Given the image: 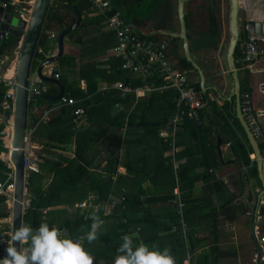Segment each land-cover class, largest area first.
I'll return each instance as SVG.
<instances>
[{
  "label": "crops",
  "instance_id": "0c3cea01",
  "mask_svg": "<svg viewBox=\"0 0 264 264\" xmlns=\"http://www.w3.org/2000/svg\"><path fill=\"white\" fill-rule=\"evenodd\" d=\"M32 1L33 0H17L16 8L18 12L20 13L23 7L29 6ZM200 1L202 0H186L185 19L187 26V36L191 49L190 56L198 64V67L201 70L204 81L203 85H201V75L198 73L197 69L186 60L184 56L182 40L177 36L172 35V32L177 33L179 31V24L176 6L171 0L168 1L169 3L167 4V7H165L156 17L153 18V21L151 18V13H149L148 16H145L147 27H143L139 21L132 22L128 20V17H126L122 12L123 8H117L118 10H116L114 9V6H112L110 10L106 9L104 13L97 12L93 8L92 12L96 14L99 19V24H101L100 31L107 33V35L113 39V48L110 52L100 48V45L97 42V36L99 35L98 27L95 26L96 24L94 23L93 19L90 18L91 23H89L90 21L86 22L83 27L81 26L82 28L80 27L81 29L78 28L72 35H67L64 38V51L62 55H66L71 59L67 60L65 67L62 69L56 68L58 66L57 61L53 70L56 69V73L58 72L60 76L59 80L61 81L62 85H64L63 82H65L72 83L74 88H83V92L88 94L87 100L85 101L86 106H94L98 108L99 112L101 111L104 116L108 118H114L120 114L119 112L128 110L131 112L135 107L134 104L136 100L141 97H147L148 95L145 93V95L138 97L134 96L133 103L127 105L126 102H124L125 97L126 95L132 93L126 92L121 94L117 88V85L125 83L129 87L134 88L137 86V83L140 80L146 79L149 83H153V85H159L162 80L157 74L152 73L151 75L147 76L148 73H143L141 70L133 71V69L130 67H124V65L128 63L129 57L127 55L122 56L121 54L115 52V47L119 43L117 29L111 26L108 20V17L118 15L120 18H122L123 26L126 29L133 30L134 33H143L140 35V38L147 46L167 54V56L172 60L175 69L183 70L187 74H190L192 79L198 80L200 87V90L198 91L201 96L206 97L212 101L215 106L217 105L220 107L225 103V101L230 102L232 99L234 100L232 96L233 81L226 65L228 41L231 38L229 22L227 21V14L229 13V10L228 8L223 9V21L220 25H218V29L220 28L218 31L216 24L212 23V21L210 22L209 19L206 18V16L212 12L211 9L207 4L203 5L202 7L198 5L197 2ZM244 1L247 2L241 5V20L243 17H245L246 13L251 15H261L264 13V6L261 5L259 0ZM102 15L105 17H102ZM56 29L57 27L46 31V40H50L51 45V49L46 53V55L55 53L54 44L56 40L52 37V33H56ZM163 29L171 32V34L163 33ZM216 30L218 32V36ZM155 33L160 34L158 39L156 38L157 36H155ZM165 40L167 43L166 47L161 46V43ZM257 47L259 49V54L252 62L246 63L241 59H238L237 66L239 68L238 72L241 88L245 87L247 89V91L244 92L249 94L251 105L254 111L259 115L258 121L260 124L257 122V126L259 129H261L263 140H257V143L261 146V153L264 159V89L261 88V85L263 84L262 82L264 80V41ZM17 50L18 45H16L13 51H11L8 55H2L0 57V74H3L7 77L14 75ZM12 57H14L13 61L11 60V63L7 65L5 61L12 59ZM73 57L74 61L72 64ZM183 57L185 58L186 63H189H187L188 66L183 64ZM136 60L141 61L142 64H145V68L147 67V59L146 57H143L139 51L137 52ZM34 63L35 68L37 67V64L36 62ZM85 64H91L93 66L91 73H87L82 68L77 69V66L81 65L83 67ZM149 70L150 73L156 72L157 66L150 65ZM33 72L35 73V71ZM53 72L55 73V71ZM53 72H51V76L54 75ZM36 78L37 77L34 74L31 77V83L33 82L37 87L39 92L38 95L47 93L49 95L56 96L59 93V88H57V91L54 89L53 85L57 86L56 84L41 82V80ZM90 81L94 82L92 91H89V89L86 87V82ZM76 82H78V84ZM83 84L85 87H82ZM7 89L8 86L0 83V94H2L0 96V107L1 102L4 100ZM153 91H157L167 98L169 95V98H172L173 101L177 102L179 106L182 105V102H180L178 99V93L176 90L156 89L148 92L151 93ZM62 96H65L64 92ZM60 98L61 96L57 100L51 101L47 98H44L49 102L58 101V106H54L53 108H47V106L44 104L39 106L33 104L34 106L29 107L27 153L28 158H30L32 162L36 164L38 171H27L26 179L32 172L40 173L38 163L42 161L38 155L42 148V144H40L38 141H35L32 133L33 128L40 121L44 122L56 117L55 115L57 114V108L65 105H60ZM33 99L34 98H32L31 101H33ZM155 104L159 107V102L156 98ZM225 107L228 110L227 106ZM101 108H103L104 112H102ZM222 109H224V107ZM228 111L230 112V110ZM207 116L210 118L213 117L211 112ZM233 116L237 118L235 112V103L234 114L228 118L227 122L230 124V127L234 129V134L243 140V134L237 128V126H235ZM99 117H101V115L93 118L96 119ZM157 118L158 113H154L152 119L157 121ZM6 119H11V117H6L0 108V128L5 132L3 140H0V161L3 162L4 166L7 168L6 170L0 169V173L4 176L3 179H0V181L8 183L13 182L14 176L13 169L8 163L7 157L5 158V155L10 150L8 133L11 129L6 122ZM206 119L207 118H205V120ZM169 121L167 124H169ZM161 128L163 127L159 128L158 135H162L163 137L165 136L163 142L165 140L169 145V149L165 151V154H170L169 151H171L173 154L176 150V153L179 151V154L183 157L180 159L177 157L172 158V155L170 154L169 158V156L165 155L167 158V161L165 162L167 164L172 163L174 167H177L182 162L193 160L192 157L188 156L187 152L184 150L192 144L195 145L197 138H193L191 133L188 131L180 132V128H174L170 132H166L165 128ZM219 128H215L214 123L213 127H211L213 130L211 145H213L215 141V148H213V152L210 153L211 164L213 163V165L208 171H205L206 167L204 164H201L197 167L196 172H191L185 176L184 182H192L193 185L190 184L189 187L183 188L182 191L186 194H190L192 192L193 197L195 198V201L190 205L191 209L189 211L188 219H186V223H184V226H186L185 233H182L181 226L180 231L173 232L170 237H168L166 233L158 231V236H161V238L158 240H155L157 239L155 238L153 243L159 245L161 250L164 247L171 248L172 245H177L176 248L178 250H184L185 245V250H189L190 245L193 253L192 261L190 260L189 262L187 259H185L183 264H257V260H259V264H261V262L264 260V242L260 241V237L264 236V186L259 176L255 153L250 143L247 142L245 143L248 155L247 161L241 159L237 155L236 149L232 151L230 129L226 131H222L220 129L219 134ZM48 130L49 127L44 130V133H48ZM140 130L141 128H135L132 134L135 135L138 133L141 136H145V132H141ZM51 131H53V129H51ZM120 132H125V129H120ZM45 139H49V137H46L43 140ZM153 144L155 146L157 145L155 155L161 160L164 155H159L158 153L163 148L162 142L159 144L158 141H153L150 148L145 149V154H151L154 152ZM129 146L130 150L133 151L138 148V145L135 144H131ZM126 147L127 146H122L118 151L120 163H125L128 160V157L124 156L125 150H127ZM140 147L142 148L143 144L140 145ZM55 149L57 148H52L53 154H57ZM72 149L71 151L73 152ZM104 153L105 150L102 149L98 156H96V161H100V163L95 165V167L91 170H98L99 172L105 166L107 162L106 158H104ZM101 154L103 158L102 160L99 159ZM201 155L202 154H200V156ZM148 164L150 166H148ZM136 165L140 166V164L134 162V166ZM152 166L149 159L147 158L145 160V175L139 174L138 177L134 178L135 182L138 180V178H145V183L147 184L145 185V196H151L152 193H154V190L156 191L161 189L163 192H166L165 186H172L170 170L167 169L166 175L164 176L162 174H156ZM254 167L255 171L252 172V168ZM151 172H153V176L149 175ZM207 172L211 173L210 181L199 179V177L204 176V174ZM117 173L125 176L126 170L123 166L119 165L117 167ZM54 176L55 174L52 173L48 176L47 180L50 181ZM112 179L109 197L115 196V192L118 190L119 185V180L116 175L113 176ZM134 184V181H131L129 186L133 187ZM148 187L151 188L148 189ZM154 187L157 189H154ZM151 189H153V191ZM26 195L27 198H25V211L30 207L31 203L27 188ZM88 195L89 198L92 197V193H89ZM86 203L87 200H82L81 206L84 208L88 207ZM1 204V216L7 219L6 227L10 230L12 208L11 197H4L1 201ZM78 205V202H76L75 206ZM66 206H69V204H64V207ZM70 206L71 209H73V206ZM147 208H151L154 216L152 213L145 212V210L142 209H132L133 212L129 213V215L133 217H142L145 220V226L148 228L156 226L154 217L159 220V227L162 226L165 215L167 213L173 214L175 210L173 201L169 200L151 203L145 202V209ZM4 213L6 215H4ZM167 217H170V215L168 214ZM117 221L118 220H116L115 217L108 219L106 229L109 230L112 235L115 232L113 225ZM137 229L138 228H136L134 225L132 232L128 234L130 235L132 233H137ZM117 232H119V230ZM179 238L181 240H178ZM159 240H161V242ZM166 241L167 244L164 243ZM183 241L186 244H182ZM7 246V244L3 245L0 243V248L6 249ZM94 251L96 252L94 256L98 258V254L100 253L99 248L94 247ZM259 251L261 252L260 254ZM6 255L7 253L5 256ZM4 257H0V260ZM111 257H113V255H110L108 258L110 259ZM109 261V264H111L112 261ZM94 264H98L97 259L95 260Z\"/></svg>",
  "mask_w": 264,
  "mask_h": 264
},
{
  "label": "trees",
  "instance_id": "16d2710c",
  "mask_svg": "<svg viewBox=\"0 0 264 264\" xmlns=\"http://www.w3.org/2000/svg\"><path fill=\"white\" fill-rule=\"evenodd\" d=\"M60 1L73 2L82 13L83 10L80 8V5L88 2L87 0ZM112 6H114L116 10H118L117 8L122 9V7L114 1ZM86 11L89 12L88 7H86ZM143 11V9H139L135 14L144 16L145 18V16H148L151 12V7H146L144 13ZM122 12L128 17V20L138 22L131 14L128 15L123 10ZM66 13L68 14L67 10L60 9L54 5L49 6L41 38L35 51L34 62L38 59H43L46 53L51 49L50 40H46V31L52 30L55 27L63 29L74 20L73 15H71V19L67 17V20H65ZM88 19L86 15V20ZM89 23H91V21ZM84 24L85 22L83 25ZM72 34L73 32L69 33V35ZM15 47L16 42L13 38L7 37L3 41H0V57L2 55H8ZM236 55L238 56V53H236ZM68 59L71 58L62 55L58 60V66L56 68H64ZM182 59L183 64L188 66V62L186 63L185 58L183 57ZM73 61L74 57L72 59V64ZM34 64L33 67L35 66ZM54 71L56 73V69ZM187 75L197 92L199 106L190 107L188 100L179 98V95L178 99L182 102L181 106L173 101L172 98H169V95L167 98L157 91L151 93L144 91L148 96L137 99L134 104L135 107L131 112L129 110L119 112L120 114L114 118L104 116L101 111L99 112L98 108L94 106H86L85 101L87 100V94L83 92V88H74L72 83L63 82L64 95L74 98L76 103L70 106L63 105L57 108L58 110L55 118H51L44 122L40 121L33 128L32 133L35 141L42 144V148L38 153L42 161L38 163L40 173L32 172L26 179V188L31 203L30 207L25 211L24 224L31 225L35 229L42 222H47L50 227L56 225L61 230H66L73 238H78L85 235L86 232L90 230L92 221L86 217L93 209H97L98 215L103 221L101 229L98 232V239L91 244L85 241L84 247L93 255L94 262L96 259L98 260V264H109V260L112 261L111 264H114L117 248L122 243V236L131 233L134 225L138 228L137 233L139 238L149 245L153 243L155 238H157L155 240L161 238V236H158V231L166 233V235L170 237L173 232L180 231L181 226L182 233L184 234L186 231L184 223H186V219H188L191 209L190 205L195 201L192 192L186 194L182 191L183 188L189 187L190 184L193 185L192 182H184L185 176L191 172H196L197 167L201 164H204L206 167L205 171H208L213 165L210 159V153H212L213 148H215V141L213 145H211L213 132L211 127H213V123L215 128L220 127L218 129L219 134L220 129L222 131L230 129L232 151L236 149L237 155L244 161H247L248 158L245 146L248 139L239 121L233 116L235 126H237L243 134V140L234 134V129L230 127V124L227 122L228 118L234 114V100L232 99L230 102L225 101V105L222 104L220 106L221 108L217 105L215 106L212 101L206 97H202L199 93V81L192 79L190 74ZM58 79H60V76ZM76 83L78 84V82ZM143 83L148 84L146 79L145 81L140 80L135 87H140ZM93 84V81L86 82V87L89 91H92ZM121 84L126 85L125 83ZM53 86L55 91H57L58 86ZM82 87H85V85L83 84ZM240 90L243 93L247 91L245 87H242ZM136 94V91L133 90L132 94L126 95L124 102H126L127 105L132 104L134 96L138 97ZM155 98L159 102V107L155 104ZM56 103H58V101L49 102L39 94L37 98H34L33 101L30 102V106H34L33 104L37 106L44 104L47 108H53L57 105ZM225 106H227L230 112ZM223 107L224 109H222ZM75 108L83 109L85 112L84 115L77 117L73 113ZM101 110L104 112L103 108H101ZM210 112L213 115L212 118L207 116ZM154 113H158L157 121L152 119ZM100 115L101 117L99 118H93ZM205 118H207V121ZM168 121L169 124H167ZM78 122L81 123L78 124ZM47 127H49L48 133H44ZM160 127L165 128L166 132H170L174 128H180V132L188 131L193 138H197L195 145L192 144L184 150L193 160L182 162L177 167H174L172 163H168L170 164L168 165L165 162L167 161L165 155L169 156V158L170 154L172 158L177 157L180 159L183 157L179 154V151L176 153V150L173 154L171 151H169L170 154H165V151L169 149V145L165 140L163 142L165 136L158 135ZM135 128H141L140 131H144L145 136H141L138 133L133 135L132 132ZM51 129H53V131H51ZM120 129H125V132L121 133ZM86 133H91V135H87ZM46 137H49V139L43 140ZM85 138H88L89 144L87 142L85 143ZM153 141H158L159 144L162 142L163 144L164 156L161 160L155 155L157 145L155 146L153 144V153L145 154V149L150 148ZM69 143L74 144V149H72L73 156H69L71 159L67 156H58L56 159L46 158V155L53 153L52 148L67 150L69 147L66 145ZM131 144L138 145V148L135 149V151L130 150L129 145ZM142 144L143 147L141 148L140 145ZM122 146H127L124 156H127L128 160L125 163L119 162L118 151ZM102 149L105 150L104 158H106L107 162L103 167L104 169L102 168L99 172H89L95 165L100 163V161H96L97 159L95 158ZM200 154L202 155L200 156ZM147 158L151 166L153 165L152 167L156 174L165 176L167 169L170 170L172 186H165L166 192H163L161 189L156 191L151 189L154 193H152L151 196H145V185L147 184L140 183L139 181L141 179L145 180V178H138L135 182L134 178L138 177L139 174L145 175V160ZM99 159H103L102 154ZM61 161H64V165ZM134 162L140 164V166H134ZM119 165L125 168V176L117 173V167ZM148 166L150 165L148 164ZM0 169H7L1 161ZM254 171L255 167L252 168V172ZM52 173H54L55 176L48 181V176ZM93 175L95 178H93ZM112 175H116L119 180V185L118 190L115 192V196L109 197L111 182L114 179H112ZM149 175L153 176V172L149 173ZM3 177L4 176L0 173V179H3ZM199 179L210 181L211 173L207 172L204 176L199 177ZM131 181L135 183L133 187L129 186ZM149 188L151 187H148V189ZM154 189L157 188L154 187ZM89 193H92V197L90 198L88 195ZM82 200H87L86 205L88 207H81ZM168 200L173 201L175 210L173 214L167 213L165 215L163 225L160 227V222L155 217L154 221L156 226L148 228L145 226V220L142 217H133L129 215V213L133 212L132 209H142L145 210V212L152 213L154 216L151 208L145 209V202L151 203ZM76 202H78V206H75ZM64 204H69V206L64 207ZM70 205L73 206L74 210H68L71 209ZM168 214L170 217H167ZM4 215L6 214L4 213ZM113 217L118 221L113 225L115 232L112 235V233L106 229V226L108 224V219ZM118 230L119 232H117ZM178 240L181 239L179 238ZM134 241L138 243L135 237ZM159 241L161 242V240ZM96 243L100 250L98 258L94 256L96 252L94 251L93 244ZM164 243L167 244V241ZM182 244L186 243L183 241ZM176 246L177 245H172L170 248L176 264H183L185 259L189 262L190 260L192 261L193 253L190 245L189 250H185V245L184 250H178ZM6 253V249L0 248V257H4ZM260 253L259 251V254ZM110 255H113V257L109 259L108 257ZM261 264H264V260Z\"/></svg>",
  "mask_w": 264,
  "mask_h": 264
},
{
  "label": "water",
  "instance_id": "95a60500",
  "mask_svg": "<svg viewBox=\"0 0 264 264\" xmlns=\"http://www.w3.org/2000/svg\"><path fill=\"white\" fill-rule=\"evenodd\" d=\"M177 1V18L179 24V31L177 33L172 32L173 36H177L182 40V47L184 50V56L190 64L195 67L198 73L201 75V85H203V75L198 67V64L191 58V49L189 46L187 36V26L185 19V2L186 0ZM240 0H230V31L231 42L228 46L226 63L228 70L233 80V92L232 96L235 103L236 116L247 135L248 142L255 153L257 161L258 172L261 181L264 186V159L261 153V146L254 139L243 114L240 111V79L238 76L235 51L240 39L246 35L248 38L253 39L254 44H259V41L264 40V13L261 15H251L246 13L245 17L238 22L239 4ZM53 3V0H33L26 20H23L20 13L13 10L11 6L3 7L0 5V41H3L7 37H11L18 45L16 60H15V73L13 75L14 88H13V111H12V127L8 134V140L10 150L8 152V159L13 169V189H12V208H11V228L10 233L14 228L24 224L25 214V195H26V166L24 160L28 157V111L30 107V101L32 98H37L39 95L30 94L31 77L33 76V70L36 68L35 74L41 80V82L54 83L59 88V93L56 96L49 95L47 93L41 96L48 100H57L62 96L64 87L59 79H55L50 76L42 74L43 65L50 62H57L62 56L64 51V38L68 33L77 28L81 21V12L74 6L68 3L56 2V6L59 8L67 9L75 14L74 22L60 31L57 37V52L54 56L48 58L47 61L41 62L38 67H33L35 51L38 47L39 40L43 31L44 22L49 9V6ZM164 28V27H163ZM163 33L171 34V32L162 30ZM161 46L167 45L166 40L161 43ZM35 65V64H34ZM261 88L264 89V80ZM2 94H0L1 96ZM10 114V113H9ZM6 113V117L9 116ZM259 122V121H258ZM263 193V192H262ZM10 239V237H9ZM15 246L19 250V242H14ZM260 250V249H259ZM259 264V260L256 262Z\"/></svg>",
  "mask_w": 264,
  "mask_h": 264
},
{
  "label": "built area",
  "instance_id": "2783aa9c",
  "mask_svg": "<svg viewBox=\"0 0 264 264\" xmlns=\"http://www.w3.org/2000/svg\"><path fill=\"white\" fill-rule=\"evenodd\" d=\"M93 2V8L97 12L104 13L106 9L112 8L111 0H91ZM0 5L3 7H7L8 5L11 8L18 12L16 5L17 0H0ZM31 4L29 6H25L21 9L20 16L23 20H26L29 14ZM109 24L117 29V37L119 40L118 45L115 47V52L121 54L122 56L127 55L129 57V61L127 64L124 65L130 67L133 70H141L143 73H148L147 76L151 75L152 73L157 74L161 78V83L159 85H153V83L144 84L140 87L131 88L124 84H118L117 88L121 94L126 92L132 93L133 90L136 91V95L141 96L144 95V91H152L155 89L158 90H166V89H173L176 90L179 98L187 99L188 104L190 107H197L199 106V100L197 98V92L195 91L188 75L183 70H178L174 68L172 60L162 51L156 50L150 46H147L143 40H141L140 35L143 33H134L133 30L126 29L123 26L122 18L118 15H113L108 17ZM243 47V45H241ZM141 52L143 57L147 59V67L145 68V64H142L141 61L136 60L137 52ZM245 60L248 62H252L258 55V50L252 42H247V44L243 47ZM150 65H156L157 71L151 72L149 70ZM55 78L59 77L58 73L54 74ZM145 81V79H144ZM0 83L3 85L8 86L7 91L5 92L4 100L1 102V110L2 113L6 115V113H10L8 117L11 119H6L9 127H12V111H13V88H14V79L13 76H4L0 74ZM34 85L32 82L30 84V94L31 88ZM35 89V88H34ZM60 105H72L75 102V99L72 97L61 96L60 98ZM241 112L246 120L248 126L252 130L254 137L256 140H263V135L261 130L257 126L258 122V114L254 111L251 101L249 98L248 93H243L241 96ZM73 113L77 116H83L84 110L81 108H75ZM9 134V133H8ZM5 136V132L3 129L0 128V140H3ZM7 157L8 163V153L5 155ZM24 164L26 166V171H38V168L34 162L28 157L25 158ZM11 166V164H10ZM12 167V166H11ZM12 189H13V182H2L0 181V208L2 206L1 201L4 197H11L12 199ZM2 223L5 227L4 230L0 229V243L3 245L7 244V241L10 237V230L6 227V218L1 216ZM1 227V225H0ZM260 241L264 242V236L260 237Z\"/></svg>",
  "mask_w": 264,
  "mask_h": 264
},
{
  "label": "clouds",
  "instance_id": "9594fccd",
  "mask_svg": "<svg viewBox=\"0 0 264 264\" xmlns=\"http://www.w3.org/2000/svg\"><path fill=\"white\" fill-rule=\"evenodd\" d=\"M242 94L240 91V111ZM250 131L253 134L251 129ZM86 218L92 221L90 230L78 238H73L66 230H61L56 225L50 227L47 222H42L35 229L22 223L10 233L7 255L0 260V264H94V257L84 244L85 241L91 244L98 239L103 221L97 209H93ZM134 237L138 243L134 241ZM14 242H19V250ZM114 264H176V262L169 247L161 250L159 245L146 244L139 238L138 233H132L122 236Z\"/></svg>",
  "mask_w": 264,
  "mask_h": 264
},
{
  "label": "flooded vegetation",
  "instance_id": "af4514ba",
  "mask_svg": "<svg viewBox=\"0 0 264 264\" xmlns=\"http://www.w3.org/2000/svg\"><path fill=\"white\" fill-rule=\"evenodd\" d=\"M87 1L88 2H86L83 5L81 3H79V4H81L80 8L83 10V13L81 12V21H80L79 26L77 28H75L74 30L70 31L69 33H71V32L74 33L78 28H80L81 26L83 27L84 26L83 23L84 22L85 23L88 22L90 20V18L92 17V15H93L92 10H93V5L94 4H93V2L91 0H87ZM113 1L118 3L128 15L131 14L133 17H135L137 19V21H139L140 24L143 27H147L146 26L147 22L145 21L144 16H139V15L135 14L137 12V10L143 9L144 10L143 13H144L146 7H151V12L150 13H151L152 21H153V18L156 17L165 7H167V4L169 3L168 2L169 0H111V3H113ZM171 1L175 3L176 10H177V1L176 0H171ZM259 1H260L261 5L264 6V0H259ZM56 2H63V3H68V4H71V5H74L79 10V8L73 2L70 3V2H66V1H60V0H53V3L51 4V6L52 5L56 6V4H55ZM246 2L247 1H244V0H240L239 1V4H240L239 14H238V22H239V24L241 22V17H240L241 5H243ZM197 4L200 5L201 7L203 5H205V4L208 5V7L211 9L212 12L209 13V15L206 16V18L209 19L210 22L212 21V23H215L216 26H217V29H218V25H220L222 23V21H223V14H224L223 13V9L224 8H228V10H229V13L227 14V21L229 22V20H230V10H231L230 0H209V1L202 0L200 2H197ZM85 6L88 7L89 12L86 11V7ZM60 9H63V8H60ZM63 10H67V9H63ZM67 11H68V14L66 13L65 20H67V17L69 19H71V15L74 16V20H75V14L72 11H70V10H67ZM86 15L89 18L88 20H86ZM74 20L69 25H71L74 22ZM69 25H67V26H69ZM63 29L57 27L56 33H52V37L55 40H57V37H58L60 31L63 30ZM146 29H148V28H146ZM229 29H230V24H229ZM219 30H220V28L218 29V31ZM69 33H68V35H69ZM216 33H217V36H218L217 30H216ZM220 33H219V35H220ZM230 33H231V31H230ZM155 36H157L156 38L158 39V37H160V34H156ZM263 41L264 40L261 39V41H259V44H262ZM230 42H231V38L228 41V46L230 45ZM247 42H252L253 43V39L252 38H248L245 35V36H243L240 39V41H239V43H238V45L236 47V51H235L236 66H237V60L238 59H241L242 61H244L246 63L250 62V61L248 62L247 60H245L244 51H243V47L247 44ZM56 44H57V42H55V44H54L55 53L58 50ZM259 44H257V45L254 44L255 47L258 50V54H259V49H258L257 46ZM241 45H243V47H241ZM55 53L53 54V56L55 55ZM236 53H238V56L236 55ZM226 65H227V63H226ZM236 68H237V71H238V69H239L238 66ZM228 72H229V70H228ZM229 74H230V72H229ZM238 76H239V72H238ZM230 77H231V74H230ZM239 79H240V77H239ZM241 93H243V92H241Z\"/></svg>",
  "mask_w": 264,
  "mask_h": 264
},
{
  "label": "rangeland",
  "instance_id": "374dc122",
  "mask_svg": "<svg viewBox=\"0 0 264 264\" xmlns=\"http://www.w3.org/2000/svg\"><path fill=\"white\" fill-rule=\"evenodd\" d=\"M93 15L94 16H92L91 18L93 19V21H94V23L96 24V26L98 27V36H97V42L99 43V45H100V48L101 49H104V50H106V51H111V49L113 48V39L109 36V35H107V33H104V32H101L100 31V26H101V24H100V26H99V19H98V17L96 16V14L95 13H93ZM102 17H105L104 15H102ZM53 56V53H51V54H48V55H46L43 59H39V60H37L36 61V64H37V67H38V65L41 63V62H43V61H47L48 60V58H50V57H52ZM13 58L14 57H12V59H10V60H6L5 61V63L8 65L9 63H11V60L13 61ZM41 61V62H40ZM13 64V63H12ZM55 65H56V62H50V63H46V64H44L43 65V68H42V74L43 75H45V76H49L50 74H51V72H53L54 70V67H55ZM12 66V65H11ZM11 66H10V68H11ZM84 69L87 73H91L92 72V70H93V66L91 65V64H85L83 67L81 66V65H79V66H77V69ZM33 71H36V68L33 70ZM43 71H44V73H43ZM47 72V73H46ZM34 73V72H33ZM54 73V72H53ZM35 74V73H34ZM33 74V75H34ZM55 74V73H54ZM36 75V74H35ZM37 77V76H36ZM50 77H53V78H55L54 77V75L53 76H51L50 75ZM36 79H39L38 77L36 78ZM55 79H58V78H55ZM40 80V79H39ZM35 88V89H34ZM38 89H37V87L35 86V85H33L32 86V88H31V96H33V95H38ZM88 95V94H87ZM109 102V101H108ZM108 105H110V104H108ZM56 106H58V103H57V105ZM110 107V106H109ZM112 108V107H111ZM45 117V116H44ZM79 123H81V122H78V124ZM87 135H91V133H86ZM88 143L89 144V140H88V138H85V143ZM67 147H69V149H67L66 151H63V150H60V152H59V150L58 149H55L57 152V154H53V153H49L48 155H46V158H57L58 156H67L68 158H70L69 156H73V152L71 151V149L73 148L74 149V146H73V144H67L66 145ZM72 147V148H71ZM164 153V148H162V150L158 153L159 155H162ZM71 159V158H70ZM58 160H61V159H58ZM61 162H63V165H64V161H61ZM98 171V170H97ZM89 172H94V170H89ZM96 172V171H95ZM93 178H95V176L93 175ZM140 181V183H145V180H143V179H141V180H139ZM25 197L27 198V195H25ZM25 199V198H24ZM0 220H1V222H2V218H0ZM7 220V219H6ZM0 225H1V227H0V229L1 230H4L5 229V227H4V225L2 224V223H0ZM93 246L94 247H98V244L96 243V244H93Z\"/></svg>",
  "mask_w": 264,
  "mask_h": 264
},
{
  "label": "bare ground",
  "instance_id": "6f19581e",
  "mask_svg": "<svg viewBox=\"0 0 264 264\" xmlns=\"http://www.w3.org/2000/svg\"><path fill=\"white\" fill-rule=\"evenodd\" d=\"M12 205V204H11ZM11 219V218H10Z\"/></svg>",
  "mask_w": 264,
  "mask_h": 264
}]
</instances>
